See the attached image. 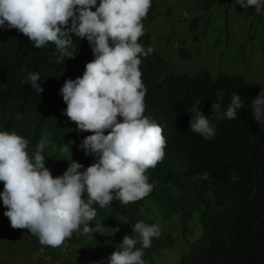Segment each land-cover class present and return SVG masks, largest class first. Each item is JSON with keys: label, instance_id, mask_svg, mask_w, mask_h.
Wrapping results in <instances>:
<instances>
[{"label": "trees", "instance_id": "trees-1", "mask_svg": "<svg viewBox=\"0 0 264 264\" xmlns=\"http://www.w3.org/2000/svg\"><path fill=\"white\" fill-rule=\"evenodd\" d=\"M197 3L205 14L213 15L215 9L222 8L226 16L232 12L248 22L257 18L258 25L245 28V40H251L264 28V14L257 13L254 7L244 9L235 0ZM157 8L152 1L143 20L144 35L138 42L154 51L140 57L139 68L147 90L144 114L162 127L167 142L165 155L146 172L153 184L148 196L129 204L114 199L104 208L93 205L97 216L89 226L104 230L97 242L100 251L95 255L107 261L113 252L123 250L125 235L139 239L131 225L143 221L159 225L161 230L160 236L152 239L151 247L144 249L143 259L152 264L155 257L173 246V235L164 226L178 217L188 249L173 264H264V123L253 119L251 111V101L264 89V82L250 80L241 73H212L202 67L193 74L176 71L157 49L146 27ZM218 31L229 36L227 23ZM190 32L178 47L182 57L189 55L190 44L199 38L191 28ZM73 39L76 56L56 64L51 42L38 49L16 29H0V131L16 132L28 139L30 155L46 134L49 145L43 153L45 166L54 177L66 171V159L72 158L85 167L95 160L78 147L92 133L78 130L76 122L64 114L67 105L59 94L65 80L82 76L86 63L94 59L86 38L79 40L73 34ZM245 49L243 45L238 50L242 59L246 57ZM37 72L41 74V94L22 83L29 73ZM234 93L241 95L246 106L234 119H227L224 113ZM216 94L220 95L219 107L213 113ZM197 101L216 128L210 140L190 129L189 110ZM69 141H75L70 145L71 156L62 152ZM204 172L208 173L207 179H201ZM117 226L119 231L113 234L111 229ZM80 239L74 232L65 241ZM136 247L141 244L138 242Z\"/></svg>", "mask_w": 264, "mask_h": 264}, {"label": "clouds", "instance_id": "clouds-1", "mask_svg": "<svg viewBox=\"0 0 264 264\" xmlns=\"http://www.w3.org/2000/svg\"><path fill=\"white\" fill-rule=\"evenodd\" d=\"M235 3L264 14V0ZM151 5L152 0H99V4L97 0H0V29H16L38 49L51 42L56 64L76 56L73 34L79 40L86 38L94 56L82 76L66 79L59 89L67 105L64 114L76 122L78 130L92 133L78 145L86 156L95 158L92 164L85 167L66 159V171L54 177L45 166L47 138L30 155L28 139L16 132L0 131L4 215L13 229H28L41 245L56 248L74 232L90 233L89 224L97 216L93 205L104 208L114 199L134 203L153 189L146 172L163 160L167 142L162 127L144 114L147 90L140 57L154 49H145L138 40L144 35L143 20ZM40 80V73H29L22 83L41 94ZM199 103L189 110V126L193 133L210 140L216 128ZM245 106L241 95L234 93L224 117L234 119ZM218 107L214 103L213 111ZM251 111L253 119L264 123V89L251 101ZM74 143L64 144L62 152L71 156L70 145ZM207 178L204 172L201 179ZM131 228L139 239L125 235L123 250L113 252L107 264H146L144 249L160 236V227L138 221ZM111 231L114 234L119 227ZM138 242L140 248L136 247Z\"/></svg>", "mask_w": 264, "mask_h": 264}, {"label": "rangeland", "instance_id": "rangeland-1", "mask_svg": "<svg viewBox=\"0 0 264 264\" xmlns=\"http://www.w3.org/2000/svg\"><path fill=\"white\" fill-rule=\"evenodd\" d=\"M152 1L158 4V8L146 27L154 38L157 49L176 71L193 74L202 67L212 73H241L250 80L264 82V28L251 40L244 38L246 27L250 24L258 25L257 18L248 22L249 19L243 20L232 12L226 16L221 12L222 8L215 9L213 15L205 14L200 11L197 0ZM225 23L229 36L218 31ZM190 28L192 33L199 34V38L190 44L189 55L182 57L178 47L182 40L188 38ZM243 45L246 48L244 59L238 52ZM219 98L220 95L216 94L212 105L219 103ZM215 110L211 106L213 113ZM43 137L47 138L46 134ZM3 188V182H0V192ZM5 210L0 200V264H75L78 261L84 262L83 264H103L95 255V251H100L97 242L104 234L103 229L91 228L88 234L78 232L80 240L64 241L61 246L53 248L41 245L38 237L28 229H13L10 220L4 215ZM180 227L178 217L165 222L164 228L172 233L174 243L170 250L155 257L152 264H173L187 251L184 230ZM104 262L107 264L106 260Z\"/></svg>", "mask_w": 264, "mask_h": 264}]
</instances>
